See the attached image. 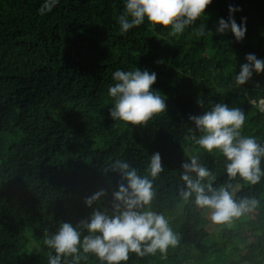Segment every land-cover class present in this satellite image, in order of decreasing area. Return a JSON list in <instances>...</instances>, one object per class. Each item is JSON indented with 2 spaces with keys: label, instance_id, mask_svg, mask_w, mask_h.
I'll return each instance as SVG.
<instances>
[{
  "label": "trees",
  "instance_id": "1",
  "mask_svg": "<svg viewBox=\"0 0 264 264\" xmlns=\"http://www.w3.org/2000/svg\"><path fill=\"white\" fill-rule=\"evenodd\" d=\"M125 2L59 0L41 15L45 0H0V264H49L45 229L55 233L62 222L76 226L90 217L85 199L100 190L107 191L101 207L109 206L121 177L104 168L122 159L145 175L155 153L164 171L153 181V210L170 220L179 238L168 248L169 259L264 264V178L256 185L231 181L233 189L240 187L237 199L255 198L259 205L230 225H217L214 244H208L204 210L178 195L182 165L190 163L187 147L201 151L217 176L215 187L229 182L222 155L184 139L196 128L190 116L215 103L238 107L247 117L243 134L264 144V73L253 72L240 87L234 82L247 54L264 61V0H213L203 18L175 37L147 20L122 32L118 16ZM230 15L246 26L243 41L230 30L217 31ZM202 23L212 35L196 34ZM134 68L156 74L153 91L167 104L147 126L110 115L113 72ZM165 262L157 252L132 254L127 264ZM81 264L100 262L90 256Z\"/></svg>",
  "mask_w": 264,
  "mask_h": 264
},
{
  "label": "clouds",
  "instance_id": "2",
  "mask_svg": "<svg viewBox=\"0 0 264 264\" xmlns=\"http://www.w3.org/2000/svg\"><path fill=\"white\" fill-rule=\"evenodd\" d=\"M58 2L45 0L39 13L51 12ZM212 3L213 0H126L124 10L118 16V24L121 31L127 33L147 20L152 25L170 29L169 35L175 37L203 18ZM235 11L237 9L229 8L230 13ZM229 30L237 41H243L247 28L238 25L230 15L227 22L220 19L217 31L223 34ZM196 34L212 35L206 32L203 23ZM246 60L240 74L234 78L236 87L250 81L253 72L264 73V61L254 54H247ZM112 75L115 83L109 86L108 93L114 105L110 115L115 121L137 127L147 126L154 118L166 113L165 98L153 91L157 81L154 72L137 68L128 71L117 69ZM198 103L204 107L203 100ZM259 104L264 105V99H260ZM189 119L196 128H189V135L184 139L210 154L222 155L229 182L215 187L217 176L201 162L198 154H193L188 157L190 163L182 165L180 178L184 186L178 191L179 198L207 210L213 223L230 225L259 205L255 198L237 199L231 181L239 178L250 185L261 182L264 178V144L243 134L247 117L238 107L215 103L202 115L190 116ZM197 132L200 135H196ZM104 171L119 173L121 177L118 191L112 193L110 205L101 207L107 191L100 190L85 199L86 205L93 209L90 217L76 226L62 222L55 233L45 229L43 245L49 249V264H81L90 256L98 259L100 264H127L132 254L137 257L157 252L165 254L169 247L178 245L179 238L169 220L153 210L156 197L153 181L164 171L160 154L150 157L145 175L139 174L136 168L122 159L115 160ZM94 204L97 207L93 208Z\"/></svg>",
  "mask_w": 264,
  "mask_h": 264
},
{
  "label": "rangeland",
  "instance_id": "3",
  "mask_svg": "<svg viewBox=\"0 0 264 264\" xmlns=\"http://www.w3.org/2000/svg\"><path fill=\"white\" fill-rule=\"evenodd\" d=\"M260 108L264 111V105H260ZM193 154H198L200 156L201 162L203 163V155L201 153L200 150H196L192 147H187L186 149V158L189 160L188 157H190ZM240 187H235L232 191L234 193V195H236L237 191L239 190ZM204 216L207 218L208 220V225H207V229L210 231L211 236L208 239V244H214L216 241V237L218 236V228L217 225L211 221L210 217H209V213L207 210H204ZM170 221V220H169ZM170 223V222H169ZM171 225V224H170ZM164 255L165 258V263L164 264H188V263H194L193 259L191 257H183L181 256L177 261H172L171 259H169V252L167 250V252ZM205 264V263H202Z\"/></svg>",
  "mask_w": 264,
  "mask_h": 264
}]
</instances>
